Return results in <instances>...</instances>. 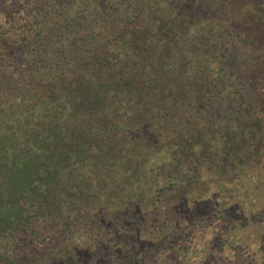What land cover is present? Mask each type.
Instances as JSON below:
<instances>
[{
  "label": "trees",
  "instance_id": "16d2710c",
  "mask_svg": "<svg viewBox=\"0 0 264 264\" xmlns=\"http://www.w3.org/2000/svg\"><path fill=\"white\" fill-rule=\"evenodd\" d=\"M214 35L168 0H0V264H190L247 156Z\"/></svg>",
  "mask_w": 264,
  "mask_h": 264
},
{
  "label": "rangeland",
  "instance_id": "374dc122",
  "mask_svg": "<svg viewBox=\"0 0 264 264\" xmlns=\"http://www.w3.org/2000/svg\"><path fill=\"white\" fill-rule=\"evenodd\" d=\"M231 91L234 93L233 88ZM256 148L258 154L246 143L247 156L236 168L223 158L218 162L217 169L222 174L210 183V192L198 212L207 219L202 220L204 226L197 228V248L189 249L190 264H264V172L260 170L264 151ZM197 217L194 214L196 223ZM211 218L212 225H205L207 220L211 223Z\"/></svg>",
  "mask_w": 264,
  "mask_h": 264
},
{
  "label": "flooded vegetation",
  "instance_id": "af4514ba",
  "mask_svg": "<svg viewBox=\"0 0 264 264\" xmlns=\"http://www.w3.org/2000/svg\"><path fill=\"white\" fill-rule=\"evenodd\" d=\"M168 1L200 26L215 29V39L229 58L234 105L246 143L254 154L256 147L264 151V0ZM260 170L264 172V164Z\"/></svg>",
  "mask_w": 264,
  "mask_h": 264
}]
</instances>
